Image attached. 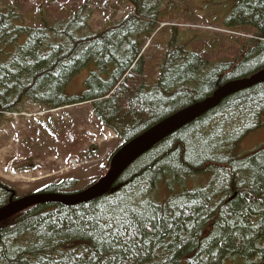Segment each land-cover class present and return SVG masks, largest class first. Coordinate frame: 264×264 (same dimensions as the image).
Returning <instances> with one entry per match:
<instances>
[{"label":"trees","instance_id":"16d2710c","mask_svg":"<svg viewBox=\"0 0 264 264\" xmlns=\"http://www.w3.org/2000/svg\"><path fill=\"white\" fill-rule=\"evenodd\" d=\"M118 1L131 13L95 32L88 1L33 27L0 0V125L25 104L51 111L88 103L121 147L264 70V0H235L223 27L230 34L213 50L189 51V40L179 42L171 27L151 85L142 47L163 21V0ZM88 67L84 91L69 96L68 85ZM263 125L264 83L230 94L133 162L103 196L35 205L0 222V264L262 263L264 145L247 153L239 145ZM21 165L33 168L29 159ZM75 184L63 180L36 193L68 195ZM17 198L0 179V208Z\"/></svg>","mask_w":264,"mask_h":264},{"label":"rangeland","instance_id":"374dc122","mask_svg":"<svg viewBox=\"0 0 264 264\" xmlns=\"http://www.w3.org/2000/svg\"><path fill=\"white\" fill-rule=\"evenodd\" d=\"M85 1L91 4L93 10L89 26L95 32L107 29L132 11L129 5L118 0H20L18 5H15L13 0H2L1 5L7 9L15 7L16 11L24 15L27 25L38 27L42 19L54 22L67 18ZM235 3V0H163L161 23L177 25L179 42L189 40V51L199 52L208 48L213 50L226 38L224 34L202 32L196 27H225V21L232 13ZM171 36L172 28L167 27L156 30L146 43L144 41L143 57L148 85L153 84L158 77L160 63ZM90 69L91 67L84 69L70 82L67 87L69 96L80 95L84 91V83ZM19 111L36 113V118L29 120L30 118L25 117L26 119L17 120V116L5 115L0 125V179L15 190L18 198L63 180L76 181L70 191L87 188L101 177L108 158L122 144L113 130L106 129L94 118L88 103L65 107L45 115L37 112L40 109L30 104H25ZM68 139L76 141L72 145L73 150L65 147ZM262 145L264 125L241 141L239 152H251ZM15 152L18 154H14ZM14 155H22L25 159L34 161L37 171L18 170L21 165L18 162L14 175L5 171L6 163ZM71 155L83 164L64 172V158L68 159Z\"/></svg>","mask_w":264,"mask_h":264},{"label":"water","instance_id":"95a60500","mask_svg":"<svg viewBox=\"0 0 264 264\" xmlns=\"http://www.w3.org/2000/svg\"><path fill=\"white\" fill-rule=\"evenodd\" d=\"M264 83V70L248 79L233 81L220 87L212 97L195 103L171 115L158 123L155 127L142 133L138 137L123 145L112 157L109 171L97 184L87 190L72 194H36L27 196L0 208V222L26 210L34 205L43 203H60L75 205L88 202L96 197L103 196L114 186L121 174L138 158L150 151L157 143L170 136L183 126L215 107L220 100L239 90ZM264 264V261L261 263Z\"/></svg>","mask_w":264,"mask_h":264},{"label":"bare ground","instance_id":"6f19581e","mask_svg":"<svg viewBox=\"0 0 264 264\" xmlns=\"http://www.w3.org/2000/svg\"><path fill=\"white\" fill-rule=\"evenodd\" d=\"M159 123H160V122H159ZM156 125H157V124H156ZM156 125H154L153 127H155ZM150 129H151V128H150ZM150 129H149V130H150ZM147 131H148V130H147ZM145 132H146V131H145ZM164 139H165V138H164ZM164 139H163V140H164ZM159 143H160V142H159ZM157 144H158V143H157ZM157 144H156V145H157Z\"/></svg>","mask_w":264,"mask_h":264},{"label":"crops","instance_id":"0c3cea01","mask_svg":"<svg viewBox=\"0 0 264 264\" xmlns=\"http://www.w3.org/2000/svg\"><path fill=\"white\" fill-rule=\"evenodd\" d=\"M24 151V150H23Z\"/></svg>","mask_w":264,"mask_h":264}]
</instances>
